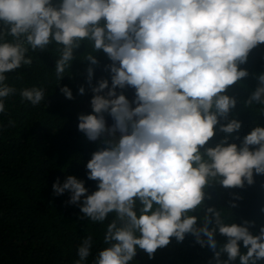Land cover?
<instances>
[{"label":"clouds","instance_id":"9594fccd","mask_svg":"<svg viewBox=\"0 0 264 264\" xmlns=\"http://www.w3.org/2000/svg\"><path fill=\"white\" fill-rule=\"evenodd\" d=\"M53 44L57 86L74 52L86 47L80 60L88 63L91 113L80 114L77 127L97 144L85 165L96 190L89 194L73 175L52 190L70 194L66 204L79 208L80 220L103 224L113 214L93 264H132L138 250L153 259L187 236L210 250L208 264H262L264 226L254 234V221L232 222L233 200L242 198L220 210L206 201L214 186L243 189L264 176V127L233 136L242 122L230 118L238 100L228 95L249 78L242 66L264 45V0H0V113L17 91L6 74L30 66V51ZM98 52L110 61L103 69L109 78L93 85ZM252 75L256 87L243 103L264 113V72ZM127 89L134 90L131 100ZM59 90L73 99L67 86ZM19 95L33 106L46 99L37 87ZM218 133L226 135L213 145ZM217 234L226 242L219 244ZM91 248L89 235L74 264H83Z\"/></svg>","mask_w":264,"mask_h":264},{"label":"trees","instance_id":"16d2710c","mask_svg":"<svg viewBox=\"0 0 264 264\" xmlns=\"http://www.w3.org/2000/svg\"><path fill=\"white\" fill-rule=\"evenodd\" d=\"M56 47L50 45L43 53L30 51L28 55L33 58L30 66L6 74V83L17 91L4 100L5 112L0 113V264H74L78 246L89 235L91 255L83 264H93L97 252L106 247L103 236L113 214L103 224L80 220L79 208L66 204L70 194L54 196L52 190L57 179L62 184L69 175L83 180L89 194L96 190V182L87 180L85 165L97 144L89 142L77 127L78 116L91 113L92 93L86 83L88 63L80 60L86 47L82 44L74 52L76 59L59 86L54 71ZM95 55L99 65L94 66L93 85L101 77L109 78L103 69L110 61L102 52ZM242 67L249 71V78L228 92L238 100L230 118L242 122L240 131L233 134L241 138L255 126L264 127L261 106L246 108L243 103L256 87L252 74L264 72V45L254 49ZM62 86L71 90L72 100L60 92ZM81 86L85 88L84 95L78 94ZM31 87L45 90L46 99L37 106L22 102L19 95L20 90ZM124 94L131 100L134 90L127 89ZM106 119L111 124V119ZM9 120L14 126L9 125ZM225 135L218 133L211 143L214 145ZM229 142L239 143L232 137ZM262 184L264 176H255V183L243 189L214 186L208 189L212 199L206 205L227 209L233 196L241 197L233 200L238 207L231 209L232 222L254 221L257 227L250 231L256 234L264 226V214L259 211L264 207ZM216 239L219 244L226 242L219 234ZM241 251H245L242 245ZM211 257L208 248H200L193 237L187 236L182 243L173 239L168 247L158 249L153 259L138 250L132 264H208ZM235 264H239L238 260Z\"/></svg>","mask_w":264,"mask_h":264}]
</instances>
